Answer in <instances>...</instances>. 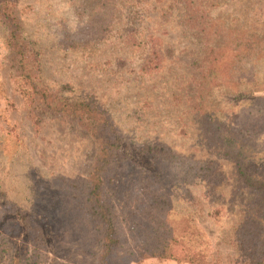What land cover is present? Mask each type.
<instances>
[{"label":"rangeland","instance_id":"obj_1","mask_svg":"<svg viewBox=\"0 0 264 264\" xmlns=\"http://www.w3.org/2000/svg\"><path fill=\"white\" fill-rule=\"evenodd\" d=\"M12 1L43 85L101 105L131 147L129 161L104 174L119 238L111 264H264L262 193L239 175L264 181V0H196L208 28L220 29L213 45L242 48L203 90L200 73L211 65L201 28L184 17L186 0ZM8 30L0 16V264H108L86 208L96 145L69 119L36 122ZM154 44L162 62L147 71ZM144 145L175 157L151 160L137 151ZM140 188L167 192L179 243L185 221L195 222L201 262L176 243L169 258L138 253L154 237Z\"/></svg>","mask_w":264,"mask_h":264},{"label":"trees","instance_id":"obj_2","mask_svg":"<svg viewBox=\"0 0 264 264\" xmlns=\"http://www.w3.org/2000/svg\"><path fill=\"white\" fill-rule=\"evenodd\" d=\"M185 3L186 13L184 17L187 18L188 22L195 23L197 28H201L202 33H197V35L201 37V40L206 41L207 49L205 51L208 54L206 62H210L209 64L211 65L210 69L200 73L204 75L203 81L199 84L200 89L203 90L207 84L206 82H217L221 75L224 74L223 71H226L229 67L221 66L217 70L216 65H219L224 60L228 61L229 58H234L242 48L237 47L239 45L233 46V48L213 45L212 41L220 33V29L208 28L204 9L200 8V4L196 0H186ZM84 11L85 8H82V12ZM0 16H3L8 21L9 30L6 35L10 48V58L16 65L15 69L18 79L23 85L22 93L25 96L24 99H26L32 109L31 113L37 117L36 122L42 117L69 119L77 127L85 130L96 145V151L87 175L86 208L91 215L99 220L98 241L101 245V258L104 260L108 258V264H111L110 256L119 246V238L113 215L114 205L109 195L108 200L106 198L104 174L112 165L122 161H129L131 156L128 153H130L131 147L113 124L107 112L102 110L101 105L95 104L87 98L67 96L61 90L50 89L43 85L38 57L33 53V49H31L29 44L22 39L21 23H19V17L16 12V3L12 0H0ZM227 49L229 55L225 56ZM153 52L155 55L150 54V59L144 65V69L147 71H154L162 62L155 44L152 46ZM227 147L231 151L230 153L234 155L231 139H227ZM165 150L164 147L158 145H144L141 148H137L139 154L147 155L151 160H173L175 156ZM236 162L237 164L241 163L239 161ZM239 175L243 178L242 181L245 185L255 190H260V193H262L261 203L264 206V181L252 178L248 171L241 168H239ZM145 179L148 181L157 179L156 171L153 175H147ZM137 191V197L144 196L140 202L143 206H146V209L149 208L146 230L154 233L153 240L152 238L150 241L141 240L142 246L137 248L138 253L144 252L148 254V257L169 258L172 255L170 253L172 244L176 243L186 248V259L189 262H201L204 257L200 247H203L204 242L201 240V234L195 222L192 223L190 219L185 221L184 228L181 230L184 236L181 239H184V241L187 239V243L186 246L183 245V241L182 244L179 243L178 241L181 240H178L173 234L175 229L171 225V206L167 192L156 188H152L149 194L143 193L142 188ZM26 221L27 219L24 218V222ZM187 231L188 234H186Z\"/></svg>","mask_w":264,"mask_h":264}]
</instances>
